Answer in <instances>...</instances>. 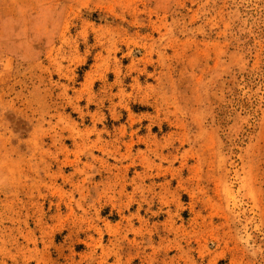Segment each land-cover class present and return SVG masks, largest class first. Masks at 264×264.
<instances>
[{
	"label": "rangeland",
	"instance_id": "rangeland-1",
	"mask_svg": "<svg viewBox=\"0 0 264 264\" xmlns=\"http://www.w3.org/2000/svg\"><path fill=\"white\" fill-rule=\"evenodd\" d=\"M0 264H264V0H0Z\"/></svg>",
	"mask_w": 264,
	"mask_h": 264
}]
</instances>
